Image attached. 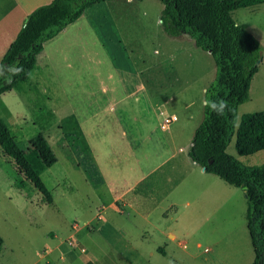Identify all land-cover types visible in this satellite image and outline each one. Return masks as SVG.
I'll return each instance as SVG.
<instances>
[{
    "label": "rangeland",
    "instance_id": "obj_1",
    "mask_svg": "<svg viewBox=\"0 0 264 264\" xmlns=\"http://www.w3.org/2000/svg\"><path fill=\"white\" fill-rule=\"evenodd\" d=\"M139 1L136 0L135 8L129 9L135 12V19L129 21V26L120 24L128 27L133 40L141 39L145 53L142 50L128 53L118 46L121 37L109 14L111 4L102 2L87 9L80 20L45 43L30 79L1 94L0 117L26 150L51 191L52 200L48 202L19 173L0 148V234L4 239L0 264L253 263L255 252L247 227L245 191L208 172L210 179L226 187L214 189L206 184L200 191H204L202 196L200 192L198 197L191 196V204L181 208L189 213L186 219L194 221L189 233L179 232L184 243L156 233L158 240L151 233L155 241L152 239V246L128 245L119 239L121 235L113 226H130L131 234L138 237L147 225L138 218L126 219L122 215L115 216L107 226L110 241L103 238L99 228L102 200L93 183L96 169L86 166L89 155L85 147L94 159L101 152L104 163L119 161L123 165L130 161V157L125 161L124 154L132 143L148 147L156 144L154 140L160 135L152 132L154 140H149L150 143L140 136H131L129 140L130 137L122 134L120 125H116L115 117L112 118L106 96L124 93L130 85L145 79V95L137 94L141 100L131 102V111L147 115L150 98L168 97V108L179 117L173 127L185 119L189 123L194 119L197 126L204 116L206 89L217 74L214 57L197 46L190 35L174 36L164 30L160 20L164 8L161 0ZM233 17L260 40L264 55V2L234 10ZM102 85L110 93L102 92ZM263 109L264 58L253 78L249 98L239 106L235 130L227 147L230 154L246 165L264 164V149L249 155L239 154L236 131L244 113ZM159 117L163 120V116ZM192 127L193 124L190 131ZM39 132L45 133L57 156L52 166H45L34 149L28 150L30 139ZM189 133L187 142L195 130ZM70 135L79 137L82 144L71 143ZM105 197H111L107 189ZM168 224L176 225L171 220ZM54 233L64 238V244L50 249L47 244L60 240L53 239ZM156 244H162L165 253Z\"/></svg>",
    "mask_w": 264,
    "mask_h": 264
},
{
    "label": "trees",
    "instance_id": "obj_2",
    "mask_svg": "<svg viewBox=\"0 0 264 264\" xmlns=\"http://www.w3.org/2000/svg\"><path fill=\"white\" fill-rule=\"evenodd\" d=\"M105 1L51 0L35 8L0 59V96L28 79L47 41L77 21L87 9ZM161 1L164 30L174 36L190 35L197 46L214 57L217 66L216 78L205 92L204 116L195 130L189 155L206 172L244 189L247 227L255 252L252 264H264V164L246 165L227 151L239 106L249 98L252 80L263 60L262 43L234 19L233 11L264 0ZM219 99L227 102L223 115H217L207 103ZM69 140L82 144L74 135ZM235 144L241 155L264 149V109L241 116ZM0 148L4 156L12 159L16 170L51 202V191L1 117ZM30 149L37 152L45 166L57 162L44 132L30 139ZM3 243L0 234V249Z\"/></svg>",
    "mask_w": 264,
    "mask_h": 264
},
{
    "label": "crops",
    "instance_id": "obj_3",
    "mask_svg": "<svg viewBox=\"0 0 264 264\" xmlns=\"http://www.w3.org/2000/svg\"><path fill=\"white\" fill-rule=\"evenodd\" d=\"M50 1L0 0V59L10 43L16 38L28 15L38 6ZM105 2L111 4L109 14L113 24L115 23V26L119 28L121 43L119 42L118 46L125 48L128 53L134 54L141 50L145 53L146 48L141 45V39L133 40L131 31L127 27L129 26V21L135 19L133 17L135 12L129 9L135 8L136 0H123L119 2L107 0ZM120 23L127 24V26L122 27ZM128 35L129 37H127ZM139 74H142V70L140 69ZM30 76L28 79H30ZM146 88V80L141 79L138 83L130 85L128 87L129 90L124 93L122 92L117 96H106V103L112 113V118L115 117L116 125H120L124 136L130 137L129 140H131V136H140L142 140L149 142V140H154L152 132L156 134L159 132L158 140H154L156 144L140 147L136 146V143H132V146L124 154L125 161L129 157L130 161L123 163V165H120L119 161L117 163H104L101 158V152L96 154L94 159L93 156L91 157L88 147H85L89 155V158L85 159V164L88 167L96 169L94 170L95 180H93V183H95V187L99 191V199L102 200L99 213L101 221L99 228L102 230L103 238L110 241V232L107 228L109 222L115 216L116 218L121 215L126 216L128 217L126 219L132 216L147 225L138 233V237H134L131 234L132 228L130 226H113L115 232H119L121 235L119 239L125 240L124 242L128 245L152 246L151 243L154 241L153 235L158 239L156 233L164 234L174 242L184 243L182 242V238L179 237V232L181 233L183 230H186L185 232L189 233L188 231L192 228L194 221L186 219L185 216L189 213L182 212L181 208L188 207L191 204L190 197L195 194L198 197V193L206 184L213 185L214 189L217 186L219 187L218 189L226 186L219 181L210 179L205 169L190 157L188 151L194 134L192 137H189L191 139L190 142H187L186 139L189 136L188 133L196 130L199 124L196 126V122L194 123L193 119L192 123L190 122L193 124L190 131L189 127L191 124L188 119H185L181 124L175 125V127L177 126L176 129H173L175 128L173 124L179 121V117L175 110L168 108L167 105L170 101L168 97L164 100L150 98L152 102H150L148 107L147 115H140L139 113L136 114L134 110L131 111L129 107L131 102H134L136 99L141 100L137 94L142 93L145 95ZM101 91L109 92L105 85L101 86ZM189 105L187 104L186 107H189ZM152 108H154V112H152ZM158 110H160L159 113H157ZM159 116H163V120ZM174 116H176L175 119L166 122V118ZM176 136H179L181 141ZM118 177L120 178L119 180H117ZM198 185H200V188H198ZM106 189L111 193L110 198L105 197ZM203 192H200L201 196ZM185 195L187 199L184 200ZM170 220L176 225L168 224ZM111 231L113 234L114 231ZM57 238L60 240L52 243V245L47 244L50 249L60 248L64 244V238L54 233L53 239L57 240ZM157 239L156 242L160 240V238ZM157 245L156 247L165 253V248L162 247V244Z\"/></svg>",
    "mask_w": 264,
    "mask_h": 264
},
{
    "label": "clouds",
    "instance_id": "obj_4",
    "mask_svg": "<svg viewBox=\"0 0 264 264\" xmlns=\"http://www.w3.org/2000/svg\"><path fill=\"white\" fill-rule=\"evenodd\" d=\"M207 103L210 109L215 111L217 115H223L225 108L227 107V102L224 99L208 101Z\"/></svg>",
    "mask_w": 264,
    "mask_h": 264
},
{
    "label": "built area",
    "instance_id": "obj_5",
    "mask_svg": "<svg viewBox=\"0 0 264 264\" xmlns=\"http://www.w3.org/2000/svg\"><path fill=\"white\" fill-rule=\"evenodd\" d=\"M176 118V116H174V117H168V118H166L165 120H166V122H170L172 119H175ZM76 223V222H75ZM77 226H78V224L76 223V224H74V228H77Z\"/></svg>",
    "mask_w": 264,
    "mask_h": 264
}]
</instances>
